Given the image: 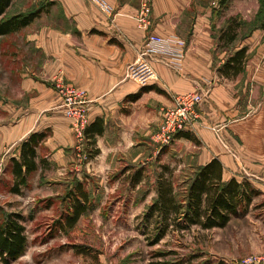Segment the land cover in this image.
Instances as JSON below:
<instances>
[{"label":"crops","instance_id":"obj_1","mask_svg":"<svg viewBox=\"0 0 264 264\" xmlns=\"http://www.w3.org/2000/svg\"><path fill=\"white\" fill-rule=\"evenodd\" d=\"M14 1L6 16L25 13L41 2L50 3L45 12L19 30L27 31L25 44L43 54V82L48 85L28 81V101L6 106L12 115L0 125V153L10 151L8 162L19 160L22 144L32 135H44L35 148L36 171L40 163L63 162L72 156V130L51 87L56 78L86 91L88 126L102 121L103 133L95 136L93 145L98 154L88 159L87 168L81 164L80 171L94 170L93 161L104 163L120 153H128L120 173L128 174L126 167H145L154 160L150 139L160 124V109L171 106L175 96L198 92L203 102L196 109L191 129L201 156L195 166L216 159L222 165L224 181L235 178L264 195V105L256 111L251 103L253 92L264 98V86L259 82L262 91L251 90L255 79L247 69L233 78L217 72L240 48L232 45L223 53L217 50L210 9L198 11L203 16L190 24L185 16L194 0H151V24L146 28L138 22L143 0H26L25 9L9 13ZM148 35L184 43L179 71L167 67L159 55H141ZM145 87L152 89L134 97ZM241 91L247 99L238 103ZM147 143L151 144L148 148ZM78 154H83L82 148ZM262 206L250 205L248 213ZM259 220L264 224V218Z\"/></svg>","mask_w":264,"mask_h":264},{"label":"rangeland","instance_id":"obj_2","mask_svg":"<svg viewBox=\"0 0 264 264\" xmlns=\"http://www.w3.org/2000/svg\"><path fill=\"white\" fill-rule=\"evenodd\" d=\"M220 1L194 0V6L186 11L185 21L192 24L197 17L203 16L198 11L210 9V26L217 50L222 52L232 45L245 47L244 69L251 71L255 79L251 90L256 87V92L262 91L264 0H226L223 5ZM26 5V0H15L9 13L25 9ZM198 20L201 22L202 18ZM235 25L236 41L221 48L224 46L222 33ZM26 32L0 37V125L8 122L12 115L5 109L7 105L28 101V81L48 85L43 82L44 56L25 44ZM52 84L55 92V80ZM238 96V103L247 99L246 92L241 91ZM257 96L253 92L251 103L256 105V111L260 104L264 105L262 95ZM58 101V109L65 118L60 99ZM66 120L72 130L70 121ZM71 133L75 149L72 148L70 159L40 163L41 168L29 173L26 185L20 186L17 194L11 192L14 179L10 176L11 163L7 160L11 153L8 149L0 153V222L9 213L18 214L26 236L23 254L11 264H236L249 255L264 254V224L259 220L260 216L264 218L261 211L264 195L258 194L253 195L249 205H263L261 210L234 216L222 228L192 227L175 232L170 227L155 242V223L146 218V211L157 197L156 177L162 175L171 183L177 200L182 197L186 183L198 169L196 159L201 156L193 129L185 132L190 133L192 140L176 139L157 154L151 141L154 160L145 166L141 183L136 187L129 184L135 167H126L128 174L120 173L126 165L122 159L125 160L128 153L115 154L114 160L104 163L93 161L94 170L84 168L80 171L81 164H86L87 168L89 162L85 153L78 154L82 143L73 130ZM220 139L225 143L222 136ZM149 146L151 144L147 143L146 147ZM104 165L109 168L103 170ZM80 187L87 193L86 210L72 228H66L70 195L77 193Z\"/></svg>","mask_w":264,"mask_h":264},{"label":"trees","instance_id":"obj_3","mask_svg":"<svg viewBox=\"0 0 264 264\" xmlns=\"http://www.w3.org/2000/svg\"><path fill=\"white\" fill-rule=\"evenodd\" d=\"M13 0H0V37L13 34L27 27L43 12L50 3L41 2L25 13L6 16V10ZM226 0H221L223 5ZM264 20V11H263ZM237 25L228 28L222 33L225 48L236 41ZM220 43V42H219ZM246 62V48L242 47L229 55L225 62L217 69V72L225 78H233L244 71ZM152 87L142 88L134 97L140 96L141 92H147ZM103 133L102 121H95L84 131V140L81 144L82 153L87 158H93L98 150L93 148L95 136ZM44 138V135H32L22 144L19 160L10 163L11 175L14 179L12 193H19L20 186L26 185L27 176L36 169L35 148ZM175 140L184 138L192 140L189 133L180 132L175 135ZM133 168V167H130ZM146 167H139L130 175V186L136 187L141 182V176ZM193 177L188 180L183 190V195L177 200V196L170 182L162 175L156 177L157 197L146 211V218L155 223L154 238L161 239L167 230L172 227L174 231H187L192 227L204 230L222 228L237 215H245L248 212L251 198L256 192L245 182L231 179L224 181L221 163L213 159L208 164L195 170ZM80 186V185H79ZM71 208L66 217V228H72L80 216L86 210L88 200L87 193L78 189L77 193L70 195ZM18 214L9 213L0 222V264H11L19 258L26 245L25 228L20 223ZM168 264V263H163Z\"/></svg>","mask_w":264,"mask_h":264},{"label":"built area","instance_id":"obj_4","mask_svg":"<svg viewBox=\"0 0 264 264\" xmlns=\"http://www.w3.org/2000/svg\"><path fill=\"white\" fill-rule=\"evenodd\" d=\"M151 0H143L138 12V22L141 27L151 24ZM184 43L176 40H164L156 35H148L142 56L159 55L161 61L170 69L179 71L182 66ZM54 90L61 101V107L66 119L80 143L84 139V131L88 126V98L85 90L66 84L56 78ZM203 102L200 93H186L175 96L172 105L160 109V124L151 136L156 148V154L169 147L175 141V135L187 132L197 119L196 109ZM236 264H264V254L249 255L238 260Z\"/></svg>","mask_w":264,"mask_h":264}]
</instances>
